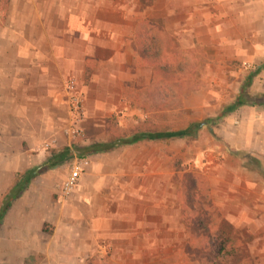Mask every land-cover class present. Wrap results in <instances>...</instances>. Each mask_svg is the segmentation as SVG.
I'll list each match as a JSON object with an SVG mask.
<instances>
[{"label": "crops", "instance_id": "crops-1", "mask_svg": "<svg viewBox=\"0 0 264 264\" xmlns=\"http://www.w3.org/2000/svg\"><path fill=\"white\" fill-rule=\"evenodd\" d=\"M154 22L182 48L205 54L199 69L204 82L182 102L192 118L204 115L214 122L228 147L206 151L222 154L204 163L213 204L240 235H258L250 227H262L264 235V0H1L0 156L18 158L16 167L6 162L1 168L15 171L4 192L19 173L39 169L18 166L20 157L34 152L44 162L51 152L46 157L40 145L51 137V151L89 150L72 151L64 162L34 175L2 217L12 214L24 235L31 234L26 230L35 217L38 236L44 223L54 238L64 236L57 242L69 246L53 256L54 264H185L165 259L166 236L175 249L174 227L166 229V221H176L177 229L182 222L180 181L169 162L189 135L119 141L146 122L138 97L152 83L153 71L141 59L138 40ZM232 60L242 66L233 69ZM258 61L262 65L256 67ZM242 69L250 73L241 77ZM70 75L85 101L81 143L63 132ZM240 95L245 102L222 114ZM194 123L142 130H181ZM239 153L260 165L246 166L236 159ZM76 156H88L90 164L73 193L61 199L55 185Z\"/></svg>", "mask_w": 264, "mask_h": 264}, {"label": "trees", "instance_id": "trees-1", "mask_svg": "<svg viewBox=\"0 0 264 264\" xmlns=\"http://www.w3.org/2000/svg\"><path fill=\"white\" fill-rule=\"evenodd\" d=\"M147 23L148 21H146ZM155 23L152 28L144 29L146 30L144 37L138 40L141 59L153 71L152 83L143 89L145 98L140 104V108L147 115L151 111L156 112L176 106L184 91L196 88L185 87L184 82L185 76L192 74L194 67L197 66L195 63L197 58L193 54L194 49L182 48L171 35L160 27H156ZM155 34L161 35L158 42L156 41L158 37H155ZM250 78L251 75L246 80V85L250 83ZM244 102L241 95L238 96L232 105L224 109L222 114L233 110ZM197 127L198 124L194 123L185 129L154 133L138 129L130 137L122 138L119 141L131 144L144 138L187 136L196 132ZM107 147L105 146L104 149ZM93 149L90 148V150ZM72 151L82 155L89 150L76 146H73V150L70 147L52 150L50 156L39 166L37 171L28 169L19 173L14 184L1 197L0 220L11 200L24 190L34 175L64 162L70 157ZM180 200L181 217L188 232L186 248L191 258H195L200 264H256L250 254V249L245 246L246 239H243L238 230L223 218L218 208L213 204L209 182L205 176L196 170L180 174Z\"/></svg>", "mask_w": 264, "mask_h": 264}, {"label": "rangeland", "instance_id": "rangeland-1", "mask_svg": "<svg viewBox=\"0 0 264 264\" xmlns=\"http://www.w3.org/2000/svg\"><path fill=\"white\" fill-rule=\"evenodd\" d=\"M161 35L155 34V37H158L156 41L158 42ZM193 54L196 56L197 61H193L197 64L196 68L194 67L192 74L186 75L184 78L185 87L193 88L189 91H184L181 96L178 104L172 108L159 110V111H151L147 115L146 122L142 126H138L133 129L142 130V129H170L173 127L185 126L192 122H203V125H199L194 134H191L183 139H181L182 143V151L180 155H175L170 157V167L174 168L175 178L180 181V174L189 170H196L201 175L204 174V163H206V158H212L214 160L220 158L222 154H216L206 151H210L211 148L216 147L218 152L223 153L228 150V147L224 145L220 139H218L217 132L215 131L216 125L214 122L209 121V118H206L204 115L200 117L192 118L190 113L184 110L182 96L184 94H189L193 91L198 90L200 85L204 82V75L199 73L200 65H202L206 59L204 58L205 54L202 52L200 48H196L193 51ZM192 62V63H193ZM242 63L237 60L229 61V65L232 66L233 69L238 70ZM255 66L259 67L262 65V62H254ZM255 67V68H256ZM248 69V68H247ZM242 69L240 71L241 77L247 76L250 73V70ZM253 71V70H251ZM252 73V72H251ZM67 79V78H66ZM142 97V98H141ZM141 97H138V102H142L145 98V94L142 93ZM232 99L229 97V99ZM232 102V100H230ZM229 103V102H228ZM227 103V104H228ZM139 104V103H138ZM219 115H214L211 118H218ZM236 124L235 122H233ZM51 149L47 150L44 155L48 157ZM38 154V153H37ZM42 156L35 157L37 160L36 164H33L34 161V152H31L29 156H21L20 164L18 166L23 167L25 164L32 163L34 167L41 165L43 160H41ZM17 157L12 156H0V200L2 197V193L5 190V185H7L15 175V171L2 170L4 163L7 162L6 165L17 166ZM236 159H242L243 163L250 167L255 168L260 165V161L254 156L247 155L244 156L241 153L238 154ZM4 160V161H3ZM220 160V159H218ZM3 161V164H1ZM238 161V160H237ZM56 183L55 189L57 192ZM7 190V189H6ZM40 203H43V199L41 198ZM31 229L26 230L27 232H31L30 235H24L23 229L16 226V221L14 220L12 214L6 213L3 219L0 220V264H54L53 256H58L60 251L66 249L69 245L59 243L57 240H62L65 237L59 235L55 237L52 235V227L48 223H44L42 225V231L44 234L42 236H38L36 228L38 226V221L35 217L32 218L31 221ZM174 227L175 232V249L172 252L171 248H169L172 242H168L167 240L172 238V236H166V261L171 259H180L185 264H199V262L195 258H191L189 252L186 248L188 232L185 227L183 221L181 222L180 228L177 229L176 221L173 224V221H166V229L171 230ZM262 227L251 228L256 232L258 231V235H247L242 236L243 239H246V244L250 249V254L255 260L256 264H264V235L261 230ZM247 228L245 227L244 230ZM178 233V235H177ZM171 234V233H170ZM178 245V246H177ZM51 260L48 262V259Z\"/></svg>", "mask_w": 264, "mask_h": 264}, {"label": "built area", "instance_id": "built-area-1", "mask_svg": "<svg viewBox=\"0 0 264 264\" xmlns=\"http://www.w3.org/2000/svg\"><path fill=\"white\" fill-rule=\"evenodd\" d=\"M244 66L251 68L252 65L244 62ZM66 92L65 104L67 109V124L63 128V132L71 140L76 143L84 142L86 134L82 128V123L85 119L86 108L84 95L81 91L78 83V79L74 75H70L64 84ZM235 123L238 121L235 120ZM56 144V139L51 137L43 141L40 145L42 150H49ZM90 160L88 156H76L74 157L69 165L66 177L57 185V195L61 199H67L75 190L80 175L89 166Z\"/></svg>", "mask_w": 264, "mask_h": 264}]
</instances>
